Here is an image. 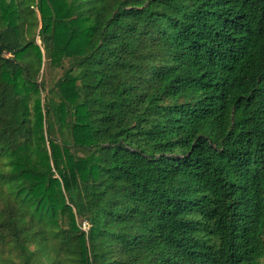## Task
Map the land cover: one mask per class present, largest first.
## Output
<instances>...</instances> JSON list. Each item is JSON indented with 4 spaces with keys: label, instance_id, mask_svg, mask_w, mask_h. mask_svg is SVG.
<instances>
[{
    "label": "trees",
    "instance_id": "obj_1",
    "mask_svg": "<svg viewBox=\"0 0 264 264\" xmlns=\"http://www.w3.org/2000/svg\"><path fill=\"white\" fill-rule=\"evenodd\" d=\"M0 264H264V0H0Z\"/></svg>",
    "mask_w": 264,
    "mask_h": 264
},
{
    "label": "rangeland",
    "instance_id": "obj_2",
    "mask_svg": "<svg viewBox=\"0 0 264 264\" xmlns=\"http://www.w3.org/2000/svg\"><path fill=\"white\" fill-rule=\"evenodd\" d=\"M67 66V64H63L62 68H48L47 66L44 65V80L46 82L47 85L52 84L55 82L56 79L59 78V76L61 75L63 69ZM78 224L81 226V229L83 231H87L88 229V225L86 222H80L79 220L77 221Z\"/></svg>",
    "mask_w": 264,
    "mask_h": 264
}]
</instances>
